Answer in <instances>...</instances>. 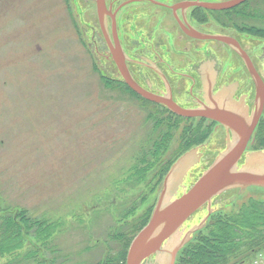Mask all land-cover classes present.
Wrapping results in <instances>:
<instances>
[{
    "label": "rangeland",
    "instance_id": "obj_1",
    "mask_svg": "<svg viewBox=\"0 0 264 264\" xmlns=\"http://www.w3.org/2000/svg\"><path fill=\"white\" fill-rule=\"evenodd\" d=\"M251 6L260 8L264 0ZM96 8V0H0V223H6L8 215L22 221L24 214L43 219L46 232L62 245H90L81 257L93 264H127L129 247L149 222L167 174L180 156L192 148L202 153L171 198L188 190L231 138L224 130L213 131L210 118L176 115L106 83L102 77L122 76L110 56ZM243 19L240 4L208 12L210 24L204 31L229 34L249 45L264 76V37L243 30ZM202 43L208 47H193L192 56L209 60L212 71L226 46ZM172 58L179 57L175 53ZM260 120L239 167L250 151L264 149V115ZM263 203L260 186L216 195L211 211L205 204L181 227L180 236L210 218L207 227L197 228L193 240L180 249L175 264H193L196 246L211 240L224 223H236L244 213L251 217ZM37 226L29 227L32 235L25 236L24 249L0 254V264H24L17 262L21 254L43 246V236L33 235L42 231ZM227 226L223 234L232 246L224 260L216 257L213 264H264L263 229ZM252 233L262 239L248 243Z\"/></svg>",
    "mask_w": 264,
    "mask_h": 264
},
{
    "label": "flooded vegetation",
    "instance_id": "obj_2",
    "mask_svg": "<svg viewBox=\"0 0 264 264\" xmlns=\"http://www.w3.org/2000/svg\"><path fill=\"white\" fill-rule=\"evenodd\" d=\"M223 1L228 0H105V19L108 18V26L110 25L108 36L114 44L113 27L115 26L129 73L144 89L171 97L177 104L189 109H201L210 106L213 100H216L221 107L233 109L248 118L257 109L258 85L243 54L228 43L217 39L195 37L187 32L195 29L202 34H217L204 31L210 24L207 13H219L225 9H209L202 3ZM96 7L99 16L97 3ZM218 22L222 24L219 19ZM229 36L239 41L241 49L247 54L264 83V76L251 56V47L243 44L236 37ZM208 40L230 49L227 52V48L223 47L224 51H220L222 56L220 63L218 65L214 61L216 64H213L212 71L209 63H206L209 60L204 61L192 56L193 47L196 51H200L198 46L202 45V49L204 46L208 47L207 44L202 43ZM107 45L110 51L108 42ZM175 53L179 58H172ZM233 53L237 58L230 57L231 55L234 57ZM204 63L208 66L203 67ZM211 76H213L212 80ZM116 81L126 83L123 78H116ZM136 94L143 97L137 92ZM182 99L186 101L182 102ZM158 105L173 113L166 105L162 103ZM260 119L251 139L261 122ZM209 120L213 123V131L224 130L232 140L233 134L230 128L217 120L211 118ZM156 262V255H153L145 261V264Z\"/></svg>",
    "mask_w": 264,
    "mask_h": 264
},
{
    "label": "water",
    "instance_id": "obj_3",
    "mask_svg": "<svg viewBox=\"0 0 264 264\" xmlns=\"http://www.w3.org/2000/svg\"><path fill=\"white\" fill-rule=\"evenodd\" d=\"M243 1L245 0H228L202 3V5L209 9L221 10L232 8ZM97 5L101 26L105 32V0H97ZM113 32L115 44H112L109 40L111 54L125 82L131 88L146 99L166 105L178 115L186 117L201 116L217 120L230 128L233 134L227 148L216 157L196 182L181 195L171 198L181 184L189 167L196 162L202 153L197 152L196 148H192L177 160L167 174L164 188L149 222L139 231L129 247L127 264H145V261H148L153 255H156L157 259L155 264H175L180 249L190 240L194 231L203 227L208 219L206 216L200 224H195L188 232L180 236L181 227L196 211L205 204H208V209L211 211L212 199L228 189L250 186L264 187V149L250 151L243 166L239 167L249 139L263 112L264 83L235 38L229 35L202 34L192 29L187 32L195 37L218 39L232 45L243 54L258 85L257 109L251 117L247 118L245 114L221 107V104L216 100H213L210 106H204L201 109L184 108L171 97L161 96L144 89L132 78L126 65L125 54L120 46L115 26Z\"/></svg>",
    "mask_w": 264,
    "mask_h": 264
},
{
    "label": "trees",
    "instance_id": "obj_4",
    "mask_svg": "<svg viewBox=\"0 0 264 264\" xmlns=\"http://www.w3.org/2000/svg\"><path fill=\"white\" fill-rule=\"evenodd\" d=\"M255 0H245L240 5L243 6V30H246L249 32V34L259 36L262 35L264 37V6H261L260 8H253L251 6V3ZM203 18V17H202ZM245 21H249L248 24L245 23ZM248 25V26H246ZM103 80H105L108 84H114L115 86L128 90L130 92L136 93L133 91L126 83H121L116 80H111L105 77H102ZM209 133H207L208 135ZM207 137V136H206ZM206 137L203 138H197L194 144L203 142ZM261 144H264V140L260 141ZM198 143V144H199ZM188 151V150H187ZM260 205V204H255ZM258 210H253V215L251 217L244 216L241 217L239 220L234 219L236 223H224L223 227H228L227 224H232L234 227H247L248 229H263L262 234L264 232V203L261 204ZM22 216V215H21ZM212 216V215H211ZM23 217V216H22ZM14 217L13 215H8L5 219H2L0 223V254L4 252V254L10 253L11 255L13 253L18 252L19 250H22L25 248V236L32 235L29 232V227L33 223L38 224L36 227L41 228V232H35V235L38 239L43 236V246L38 247L37 250H32L31 248L27 249L26 252L22 255V259L18 258L17 262L24 261V264H93L92 260L90 258H84L81 257L83 253H86L90 251L91 246L83 247L80 249H72L68 248L61 244L59 239L51 237L52 234L48 231L47 228H44V224L46 221L41 220L36 217H27L24 214V220L22 221V218ZM32 221V222H30ZM210 221V218L208 219ZM208 221L206 222L205 226L207 227ZM233 221V222H234ZM25 227V229H24ZM222 226H219V229H221L217 233H213V237L211 240L205 241L201 246H196L195 254L193 256V264H213L215 262L214 259L218 257L221 261L225 259V253L227 250L230 249L232 245L227 243V236L223 234V228ZM231 236H232V232ZM261 233V232H260ZM259 233V234H260ZM227 235V234H226ZM235 238L236 236H232ZM99 238V237H98ZM193 238V237H192ZM248 239H251L248 241V243H253L254 240L257 238L262 239L258 237V234H250L247 235ZM193 240V239H192ZM192 240H190L188 243H190ZM186 245V246H187ZM198 245V244H197ZM184 246V247H186ZM207 248L210 249V252L207 251ZM47 251V254L44 253ZM182 251V250H181ZM217 258V259H218ZM208 262V263H207Z\"/></svg>",
    "mask_w": 264,
    "mask_h": 264
}]
</instances>
